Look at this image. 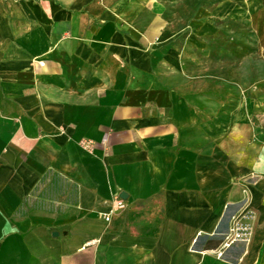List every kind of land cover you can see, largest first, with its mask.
I'll list each match as a JSON object with an SVG mask.
<instances>
[{
    "label": "crops",
    "instance_id": "crops-1",
    "mask_svg": "<svg viewBox=\"0 0 264 264\" xmlns=\"http://www.w3.org/2000/svg\"><path fill=\"white\" fill-rule=\"evenodd\" d=\"M175 9L0 0V264H264V95L195 119Z\"/></svg>",
    "mask_w": 264,
    "mask_h": 264
},
{
    "label": "rangeland",
    "instance_id": "rangeland-1",
    "mask_svg": "<svg viewBox=\"0 0 264 264\" xmlns=\"http://www.w3.org/2000/svg\"><path fill=\"white\" fill-rule=\"evenodd\" d=\"M169 1L176 5L170 11L175 16L170 27L173 35L169 41H159L160 49L176 48L180 64L161 66V73L168 76L173 70L183 71L181 78L177 72L172 76L179 80L181 96L186 94L180 101L197 110L193 117H200L201 107L208 118L231 101L259 100L264 95V0L251 12L240 8L221 12L220 0ZM255 118L263 124V116ZM263 129H257L261 141Z\"/></svg>",
    "mask_w": 264,
    "mask_h": 264
},
{
    "label": "built area",
    "instance_id": "built-area-1",
    "mask_svg": "<svg viewBox=\"0 0 264 264\" xmlns=\"http://www.w3.org/2000/svg\"><path fill=\"white\" fill-rule=\"evenodd\" d=\"M41 64L43 65L44 63L41 62ZM118 206H119V207H122V206H123L122 201H119V202H118ZM105 219H106V220H109V219H110V216H109V215H106V216H105ZM245 229H246V228H240V229H238V232L236 233L237 236L242 235V233L245 234V232H246ZM242 231H243V232H242ZM241 232H242V233H241Z\"/></svg>",
    "mask_w": 264,
    "mask_h": 264
}]
</instances>
